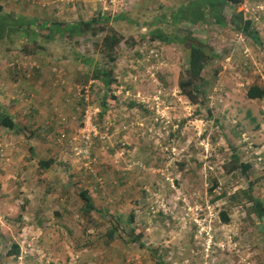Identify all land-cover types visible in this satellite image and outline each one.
<instances>
[{"label": "rangeland", "instance_id": "374dc122", "mask_svg": "<svg viewBox=\"0 0 264 264\" xmlns=\"http://www.w3.org/2000/svg\"><path fill=\"white\" fill-rule=\"evenodd\" d=\"M186 1L118 0L120 9L106 10L126 20L110 25L123 36L113 63L91 53L115 79L104 114L98 81L90 80V70L81 79L95 86L91 93L88 87V104L97 109V135L88 148L77 137L84 111L72 57L59 60L57 47L32 56L0 53V108L30 110L32 123L0 129L9 156L0 163V264H264V214L257 216L241 192L251 180L264 207V99L246 97L249 85L264 86V0H243L236 8L252 20L259 42L229 26L187 21L155 24L172 39L151 40L147 23ZM0 6L50 19L56 17L46 16L49 10L62 9L59 0H0ZM191 31L217 56L202 69L205 94L198 104L179 88L188 53L177 37ZM93 40L79 49L92 50ZM19 73L26 90L12 88ZM27 79L34 83L27 87ZM233 151L251 164L246 173L223 171ZM39 159L55 161L42 169ZM78 188L89 190L95 206L88 219ZM111 222L117 236L106 241ZM12 243L20 247L15 258L5 255Z\"/></svg>", "mask_w": 264, "mask_h": 264}, {"label": "trees", "instance_id": "16d2710c", "mask_svg": "<svg viewBox=\"0 0 264 264\" xmlns=\"http://www.w3.org/2000/svg\"><path fill=\"white\" fill-rule=\"evenodd\" d=\"M241 2L243 0H187L178 9L170 12L169 15L155 17L147 23L150 39H160L165 42L172 39L170 37L171 33L158 31L160 27L155 26V24L176 26L181 21H187L193 24L201 22L212 24L213 26H229L235 32L249 35L256 42H259L257 32L252 29V20L243 17L242 11H236L237 6ZM225 7L231 10L229 16L225 13ZM111 14L108 11L100 10L86 20L60 21L47 17L5 12L0 6V53L16 49L23 56H32L35 54V51H48L50 48H59L61 54H59L60 56L56 55L59 60L65 62L68 60L67 58L72 57V61L78 65V68L75 69L76 72L73 71L72 73V77H78V89L84 90L88 86L91 93L95 86L90 80L98 81L100 89L103 90L102 99L99 103L101 106L100 114L102 115L106 111L105 101L112 97L110 95L111 86L114 84L115 79L112 74L113 72L110 69L104 68L100 62H96L91 53L97 50L109 63L115 61L113 50L116 43L123 39V36L110 25L113 22L126 20V15L120 13L111 16ZM96 37L100 39L98 40ZM87 38L94 39L93 41L96 42L92 45L94 46L92 50L88 48V51L83 52L79 49L80 42L84 39L87 40ZM177 38L184 43L188 53L184 65V74L179 82V88L181 93L192 104H198L202 101L201 96L205 94V79L202 77V69L217 56L213 53L212 47L198 41L192 31L181 38ZM52 56L54 57V55ZM83 69H85L84 72ZM33 70H36L37 75L40 73L38 67H33ZM88 70H90L91 79L87 83L90 85H81L83 81L81 79ZM76 97L79 100L78 108H80V112L82 113L85 110V103L81 96L77 94ZM246 97L249 99H264V86L256 83L249 85L246 89ZM0 129L8 130L9 132L21 130L12 117L1 109ZM29 150H32L31 147ZM53 163V160L47 159L39 162V166L48 168ZM221 167L227 173L233 172L236 169H240L246 173L251 168V164L240 161L239 156L233 151L231 159L223 163ZM248 183L247 189L241 192L247 200L252 202L256 215L261 217L264 214V207L260 199L252 193V181L249 180ZM76 193L82 200L80 207L82 214L88 219L91 212L95 210L94 203L89 196V190L87 188H78ZM53 213L55 215L59 214L57 210L53 211ZM221 217L224 221L227 220L225 213H221ZM117 231L118 227L114 222H111L105 231L106 241L114 240L117 236ZM135 237L138 238V235H135ZM19 252V245L12 243L6 249L5 255L15 258Z\"/></svg>", "mask_w": 264, "mask_h": 264}, {"label": "crops", "instance_id": "0c3cea01", "mask_svg": "<svg viewBox=\"0 0 264 264\" xmlns=\"http://www.w3.org/2000/svg\"><path fill=\"white\" fill-rule=\"evenodd\" d=\"M60 5H62V9L61 8H58V9L55 8V10L51 9V10L48 11L49 14H46V16H48V17L55 16L56 19L57 20H60V21H74V20H78V19H84V20H86V19H88V17L91 16V15L89 16V14L90 13H93L94 11H97V12H99L100 10L106 11L104 9V6H105L104 3L101 2L100 0H72V1L65 0L64 3L63 2H60ZM22 58L26 60V57H22ZM63 65H64V68L67 66L66 63H63ZM36 67H37V65H36ZM70 67H68V69L65 68L66 70L63 69V73H64L65 76L71 77L72 70H71ZM19 75L24 76L23 73H19L18 76L15 74V75H13L11 77L14 80V82L12 84L13 85L12 88L13 89L15 88L16 90L22 88L23 90H26L27 88L25 89V87H22V86L19 85V79L21 78V77H19ZM28 76H26V77H28ZM30 83H34V80L27 79V87L30 86ZM28 90H32V89L29 88ZM0 100H3V99L0 98ZM1 102H4V100L1 101ZM10 102L11 103H14V101H10ZM0 106H1V104H0ZM5 108H6V106H4V108L1 107L0 109L2 111H6ZM7 114L10 117H12V119L15 121V123L17 125H19L20 123H22L23 126L27 127L26 125H29V123L32 124L30 122L29 118H28V115L30 114V110L26 111V113L25 112L20 113L19 106H13V107L10 106L9 107V111H8ZM21 114H24V116H25L22 119V121L25 120L24 122H18L17 121V119H21ZM13 131H16V130H13ZM10 132H12V131H10ZM44 160H47V159H39L38 162H41V161H44ZM51 160L55 161L54 159H51ZM23 165L26 166V167H28L27 166V162H24L23 161ZM50 167H51V165L48 168H50ZM39 168H42V167H39ZM48 168H42V169H48ZM19 175L22 177L24 175V173L23 172L22 173L19 172ZM50 185H53V183H50ZM72 188H73V186H72ZM44 191L46 192V188L44 189ZM31 195H32V193H31ZM75 197H77V196H75ZM65 198H66V196H65ZM42 199H43V197H42ZM60 200H64V199H61L60 198ZM45 201L46 200H44V202ZM63 205H65V204L63 203ZM54 216H55V214H54Z\"/></svg>", "mask_w": 264, "mask_h": 264}, {"label": "built area", "instance_id": "2783aa9c", "mask_svg": "<svg viewBox=\"0 0 264 264\" xmlns=\"http://www.w3.org/2000/svg\"><path fill=\"white\" fill-rule=\"evenodd\" d=\"M59 2H64V0H59ZM104 9L108 10L110 12L116 11V9H120L121 6H119L118 0H104ZM12 65H14L12 63ZM76 94L82 97L83 101L86 103V107L83 113L82 117V122L83 125L79 131L78 134V139L80 140L81 143H83L85 148H88V146L91 143V138L93 135H97L96 128L94 127L92 121H93V114L96 113L97 109L93 108L91 105H89V92H88V86L85 87V89H77ZM79 147V146H77ZM78 154L82 150L80 148H77ZM6 150V149H5ZM79 155V154H78ZM8 153L4 152V149L0 145V163L2 162H7L8 161ZM24 250L22 249L21 253H23ZM20 253V252H19Z\"/></svg>", "mask_w": 264, "mask_h": 264}]
</instances>
